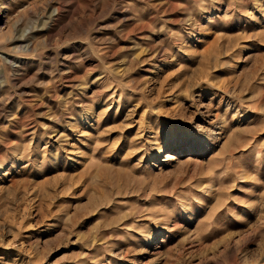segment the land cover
Segmentation results:
<instances>
[{
	"label": "rangeland",
	"instance_id": "obj_1",
	"mask_svg": "<svg viewBox=\"0 0 264 264\" xmlns=\"http://www.w3.org/2000/svg\"><path fill=\"white\" fill-rule=\"evenodd\" d=\"M0 264H264V0H0Z\"/></svg>",
	"mask_w": 264,
	"mask_h": 264
},
{
	"label": "bare ground",
	"instance_id": "obj_2",
	"mask_svg": "<svg viewBox=\"0 0 264 264\" xmlns=\"http://www.w3.org/2000/svg\"><path fill=\"white\" fill-rule=\"evenodd\" d=\"M168 160H170V159H168Z\"/></svg>",
	"mask_w": 264,
	"mask_h": 264
}]
</instances>
